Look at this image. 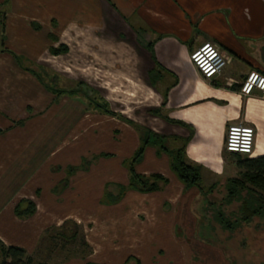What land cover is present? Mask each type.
<instances>
[{
  "label": "crops",
  "instance_id": "crops-1",
  "mask_svg": "<svg viewBox=\"0 0 264 264\" xmlns=\"http://www.w3.org/2000/svg\"><path fill=\"white\" fill-rule=\"evenodd\" d=\"M0 12V242L36 258L47 250L42 262L48 264H146L147 257L182 250L190 234L195 251L210 254L197 264H214V246L202 238L212 231L203 214L190 210L204 193L188 188L194 197L182 213L198 222L193 230L176 227L166 206L178 209L187 188L158 146L148 145L135 169L169 182L153 192L129 190L117 203L101 205L102 195L92 210L104 213L93 226L89 196L66 207L56 199L69 189L127 184L126 161L141 145V129L165 136L169 148L184 146L205 188L242 170L224 147L230 125L253 126L255 148L248 156L264 155V93L241 91L251 71L264 75V0H0ZM209 42L227 60L211 79L190 59ZM60 45L67 51L53 54ZM42 69L50 87L81 93L47 88L34 72ZM88 89L116 115L91 109L83 95L92 93ZM33 196L37 211L17 216L19 201ZM69 220L82 224L87 255L59 239L52 247L49 237L56 233L47 235L49 229ZM43 238L48 246L39 249ZM57 250L65 252L61 260L52 258Z\"/></svg>",
  "mask_w": 264,
  "mask_h": 264
},
{
  "label": "trees",
  "instance_id": "trees-1",
  "mask_svg": "<svg viewBox=\"0 0 264 264\" xmlns=\"http://www.w3.org/2000/svg\"><path fill=\"white\" fill-rule=\"evenodd\" d=\"M0 12V25L2 24ZM66 45H60L59 47H52L51 52L53 54H60L67 51ZM8 50V48H6ZM33 71V70H32ZM45 83L42 73L34 71ZM82 84V83H81ZM47 88L54 90L58 94L66 93L69 95H76L81 93L82 89L73 88L70 90L55 89L45 83ZM92 93L88 94L86 91L83 95L87 98L89 106L93 110L100 111L102 113L116 115V113L110 108L109 103L101 96L95 93L91 89ZM165 136L147 129H141V145L136 151L134 157L127 162L128 170L130 173L129 184L119 185L121 187V193L119 196L114 197L112 194V200L117 201L122 198L123 194L128 190H137L140 192H153L163 188L169 182V179L160 173H152L149 175L142 174L136 171L135 165L139 161L145 152L148 145H155L159 147L160 151H165L170 156L171 167L177 174L180 180L185 184L186 188L197 187L204 195L212 193L214 189L225 185L226 194L223 197L225 204H230L234 201L241 200V210L239 216L232 219L227 216L223 210L216 212L215 219L222 225V227L232 230L234 227L241 225L243 222H249L253 217L258 215H264V155L257 157H243L242 154L237 152H231L237 158V164L242 169L238 177H232L227 181L220 183L219 185L213 184L208 188L202 185V176L200 166L191 163L185 152L184 146H180L176 149H172L166 146ZM37 205L31 199H22L15 207V213L19 217H29L36 212ZM69 223L74 227V231L67 233L66 231H59L57 234H51L50 240L52 241V247L57 246V239L63 241L61 246L66 245L74 246L73 253L80 252V247H87L88 243L85 241L83 235L80 236V229L77 223L74 221H66L63 226H67ZM80 248V249H79ZM84 252V251H83ZM85 253V252H84ZM0 254L2 260L0 264H48L37 260L35 255L29 254L23 247L18 245H5L0 242Z\"/></svg>",
  "mask_w": 264,
  "mask_h": 264
},
{
  "label": "rangeland",
  "instance_id": "rangeland-1",
  "mask_svg": "<svg viewBox=\"0 0 264 264\" xmlns=\"http://www.w3.org/2000/svg\"><path fill=\"white\" fill-rule=\"evenodd\" d=\"M48 69L43 70L42 69V76L47 82V84L50 83L49 76H48ZM55 85V84H54ZM75 84H68V87H73ZM58 87L59 84H58ZM91 110V109H90ZM92 111V110H91ZM226 133L225 132V139H226ZM225 139H224V147H225ZM248 155H244L246 157ZM130 161V160H129ZM128 162V161H126ZM127 166V163H126ZM128 168V166H127ZM130 180V179H129ZM129 184V181L128 183ZM127 184H118L119 185H127ZM116 184H107L105 188H84L80 189L77 191L76 189L74 191H68L64 198L61 196V198H57L56 201L61 204V206L66 207L69 206L73 202V205L77 204L78 202H81V199L84 201V198L86 196H89L91 200V214H90V226H93L97 220L96 216L101 212V215L104 213V209L101 211H94L92 210L94 205L96 204L97 208H99V202L98 199L103 195L102 199V204H109V203H117V201L112 200L111 194L116 197L119 196L121 193V187H118ZM132 190V189H130ZM129 191V190H128ZM129 192H125L122 196V198L126 195H128ZM226 194V187L225 185H222L220 187H217L214 189V191L210 194L203 195L201 200L200 198L197 197L196 203H192V207L190 210L193 212L199 211V213L203 214L204 216L203 221H201L205 228L207 230L212 231V235L209 237L208 235L203 236V240L209 241L211 244H213L215 251L213 252L215 256V263L214 264H264V215H258L252 218L251 221L249 222H243L241 225L234 227L232 230H228L214 218L216 215V212L219 210H223L224 213L229 216L232 221L235 219V217L239 216V211L241 210V200L239 201H234L231 202L229 205L224 203V196ZM34 197V198H33ZM32 198H23V199H31L36 203V197L33 196ZM77 197L79 200H77ZM194 197L193 190L186 189V192L182 194L181 200L177 204L178 209H171L173 208L171 205H167V209L173 210L171 213H175V220H173V224H177L176 227H183L186 230H193L195 226V221L194 219L190 218H185L183 215V211L185 209V206L187 207V202L188 199H192ZM22 200V199H21ZM72 201V202H71ZM71 202V203H70ZM56 205L58 209V205ZM67 204V205H66ZM84 205H79V210L83 208ZM77 208V207H76ZM56 210V208L54 209ZM37 211V209H36ZM108 211V209H107ZM97 213V214H96ZM140 213V212H139ZM33 216V215H31ZM29 216V217H31ZM26 217V218H29ZM138 217L143 218L145 216L143 215H138ZM24 218V217H21ZM140 220V219H139ZM51 221L54 222H60V219H52ZM73 221V220H69ZM75 222V221H74ZM81 222V221H80ZM63 223V222H62ZM65 223V222H64ZM61 224V226L53 224L52 227L49 229L50 231L47 233V235L52 233H59V231H66L67 233H71L74 231V227L69 223L67 226ZM77 223V222H75ZM79 229H80V236L82 235V224H78ZM206 230V231H207ZM189 233V232H188ZM208 233V232H207ZM44 235L46 239H48V236ZM196 237L194 235L186 234L184 238H182V242L184 243L182 250H177V251H170V252H160L158 256H150L145 259L146 264H152V263H157V264H166L167 261H170L169 259L174 257L175 259L178 260V264H197L200 262V258L204 260V254L206 253H201V251H195L197 246L195 244V239ZM201 238V239H202ZM44 239V238H43ZM41 240V245L39 249H42L45 246H48L49 239L48 240ZM43 241V242H42ZM72 248V246L70 245ZM68 247V249L70 248ZM82 252L81 254L87 255L88 254V248L87 247H80ZM48 249V248H46ZM181 249V246H180ZM46 252L42 251L39 253L37 256V259L39 260H48V253L49 251L45 250ZM85 253H84V252ZM87 252V253H86ZM204 252V250H203ZM143 254V253H142ZM65 255V252H62L60 250H57V252L53 253L52 258L54 260H61L63 256ZM208 257H210V254L207 252L206 254ZM202 256V257H201ZM2 260V256L0 254V262Z\"/></svg>",
  "mask_w": 264,
  "mask_h": 264
},
{
  "label": "built area",
  "instance_id": "built-area-1",
  "mask_svg": "<svg viewBox=\"0 0 264 264\" xmlns=\"http://www.w3.org/2000/svg\"><path fill=\"white\" fill-rule=\"evenodd\" d=\"M190 59L201 74L211 79L220 74L227 64L223 52L213 43H205L195 49ZM255 90L264 93V75L258 71H251L242 85L244 95H251ZM256 131L253 126L233 124L227 128L225 149L243 155H252L255 148Z\"/></svg>",
  "mask_w": 264,
  "mask_h": 264
},
{
  "label": "water",
  "instance_id": "water-1",
  "mask_svg": "<svg viewBox=\"0 0 264 264\" xmlns=\"http://www.w3.org/2000/svg\"><path fill=\"white\" fill-rule=\"evenodd\" d=\"M88 90H89L90 93L92 92L91 89H88Z\"/></svg>",
  "mask_w": 264,
  "mask_h": 264
}]
</instances>
